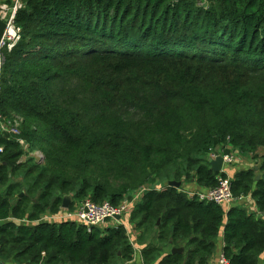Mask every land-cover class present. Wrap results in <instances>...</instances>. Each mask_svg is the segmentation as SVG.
<instances>
[{"label":"trees","instance_id":"obj_1","mask_svg":"<svg viewBox=\"0 0 264 264\" xmlns=\"http://www.w3.org/2000/svg\"><path fill=\"white\" fill-rule=\"evenodd\" d=\"M21 1L0 112L28 148L0 138V264L131 261L124 226L38 221L66 196L117 206L143 188L129 220L161 246L143 264H211L219 235L228 264H258L263 217L153 186L179 161L178 182L216 188L226 175L205 156L230 146L258 168L236 173L232 194L264 214V0Z\"/></svg>","mask_w":264,"mask_h":264},{"label":"built area","instance_id":"obj_2","mask_svg":"<svg viewBox=\"0 0 264 264\" xmlns=\"http://www.w3.org/2000/svg\"><path fill=\"white\" fill-rule=\"evenodd\" d=\"M23 8L21 0H10L0 4V21L4 22L5 29L3 32V37L0 42V80L1 72L4 64V59L2 56V50H7L10 52L15 45L19 42L21 37V28L15 23V18L19 10ZM20 119L15 118L12 121L5 120L0 112V138H6L8 140H15L24 151L27 150L28 145L24 140L18 138L20 135ZM2 148L0 147V153ZM227 151V153H226ZM41 160L43 158L42 153L39 151L34 152V154ZM217 156H221L223 161V167L221 169L222 173H225L224 168L231 166L237 160V155L229 146H226L220 152L209 154L208 159L214 160ZM218 186L214 189H198V190H182L189 200H196L204 204H215L221 207L224 211H227L233 206V203H242L247 200V197L241 196L239 198H234L231 190V179L227 176L222 178L217 177ZM146 191L143 188L137 192L130 194L129 197L117 205L111 206L109 203L104 202L101 204L94 203L89 198H85L83 201L74 203L72 208L60 209L56 214H45L40 217L38 222L44 223H73L77 226L85 227L87 232L92 229L105 230L107 228L116 229L119 226H123L126 220L129 219L135 206L140 202L142 194ZM249 198V197H248ZM264 217V214H261ZM116 217H119L117 220ZM26 224V221L21 222ZM218 264H228L227 260L221 255L218 259Z\"/></svg>","mask_w":264,"mask_h":264},{"label":"crops","instance_id":"obj_3","mask_svg":"<svg viewBox=\"0 0 264 264\" xmlns=\"http://www.w3.org/2000/svg\"><path fill=\"white\" fill-rule=\"evenodd\" d=\"M7 2L6 0H0V4H3ZM230 147V146H229ZM231 148V147H230ZM233 150V148L231 149ZM235 154L237 155V159H238V163L237 164H233L231 165V173L230 170L229 172L224 169L226 176L233 180V177L236 173L240 172V171H245V170H249L254 168L255 164L252 163L249 159H246L247 157L244 155H239L238 153L235 152ZM250 166V167H249ZM256 167V166H255ZM178 183H180V187L183 190H198L200 189L193 181H189L186 182L185 178H182L181 181H179ZM246 200L242 203H233V206H239L241 208L246 209L248 212H250V208L251 205H253V211L250 213L256 214L258 217H263L261 216V214L257 211L256 206L254 205V202L249 199L248 202H246ZM264 218V217H263ZM129 222L130 227L126 228V233H127V237L129 240L130 245L133 248V257L132 260L129 262H125L124 264H143L142 263V259H141V252L144 249V247H146V243H145V239L143 236H141L140 233H138L137 229H135V227L133 226V224L130 222V220H126ZM132 224V225H131ZM222 246H223V241H222V235H219L216 242H215V247H216V252L218 254V257H214V253L211 257V264H218V259L221 256V251H222ZM181 250L179 252V254L183 253V248H171L170 252L172 253V250ZM215 252V251H214ZM177 253V252H176ZM258 264H264V255L259 257L258 259Z\"/></svg>","mask_w":264,"mask_h":264},{"label":"rangeland","instance_id":"obj_4","mask_svg":"<svg viewBox=\"0 0 264 264\" xmlns=\"http://www.w3.org/2000/svg\"><path fill=\"white\" fill-rule=\"evenodd\" d=\"M220 150H221V146L216 147L215 149H213V151L211 153H217V152H220ZM30 154H34V153H30ZM30 154H26V152H25V156L21 160L22 161H25L27 158H33L34 160L39 159L35 155H30ZM206 155L207 156H205V159L209 156V153L206 154ZM246 159H249L251 162L253 161L249 157H247ZM237 163H238V159L235 161V164H237ZM252 163H254V161ZM184 167H185V164L184 163H181L179 161L176 162L172 167H170L169 170H167L166 172H164V173H162L160 175V177L156 181L155 186H153V187L156 188L157 190H161L165 186H172V184L178 183V181L176 180V173H177V171H183L184 170ZM224 169H226L228 172L230 170V173H231V170H232L231 169V166L225 167ZM181 177H184V176H181ZM17 182H20V179L17 178V179H15L13 181V183H17ZM22 194H24V188H23V193ZM245 196L247 197L246 202H248L249 199H250V196L249 195H245ZM251 207L253 208V205H251ZM252 208H250V212L253 211ZM122 224H123V226H124L125 229L130 227V224H129L128 221H125ZM138 233H140V232L138 231ZM143 237L145 239V243H146L147 246H150V247L155 246V247H159V248L161 247L160 244L158 243V241L155 238L154 230H151L149 233H144ZM168 251H169L168 248L163 250L164 253H166ZM214 251H215L214 252V257L217 258L218 257V254L216 252V247H215V250Z\"/></svg>","mask_w":264,"mask_h":264},{"label":"water","instance_id":"obj_5","mask_svg":"<svg viewBox=\"0 0 264 264\" xmlns=\"http://www.w3.org/2000/svg\"><path fill=\"white\" fill-rule=\"evenodd\" d=\"M4 29H5V24L4 22L0 21V42L2 40V37H3V32H4ZM207 163L209 164L210 166V170L213 172V173H216V174H219L221 173V169L223 167V161H222V158L221 156H217L214 160H211V159H207ZM254 170L257 171L258 168L257 167H254ZM259 179V177H257V180ZM172 186L176 187V188H179L180 187V183H174L172 184ZM70 203H71V197L70 196H66L63 198V201H62V205H61V208L62 209H69L70 207ZM116 219L118 220L119 217H116ZM181 250H172V253H179Z\"/></svg>","mask_w":264,"mask_h":264}]
</instances>
